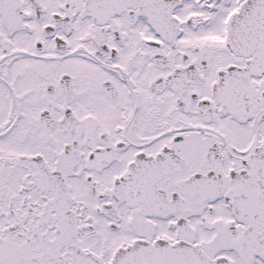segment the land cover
Listing matches in <instances>:
<instances>
[{
  "label": "snow or ice",
  "instance_id": "obj_1",
  "mask_svg": "<svg viewBox=\"0 0 264 264\" xmlns=\"http://www.w3.org/2000/svg\"><path fill=\"white\" fill-rule=\"evenodd\" d=\"M0 264H264V0H0Z\"/></svg>",
  "mask_w": 264,
  "mask_h": 264
}]
</instances>
